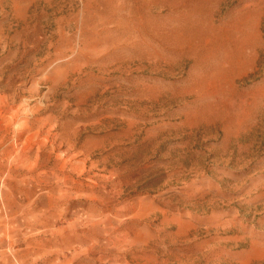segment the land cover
Returning a JSON list of instances; mask_svg holds the SVG:
<instances>
[{
  "label": "rangeland",
  "instance_id": "1",
  "mask_svg": "<svg viewBox=\"0 0 264 264\" xmlns=\"http://www.w3.org/2000/svg\"><path fill=\"white\" fill-rule=\"evenodd\" d=\"M0 264H264V0H0Z\"/></svg>",
  "mask_w": 264,
  "mask_h": 264
}]
</instances>
